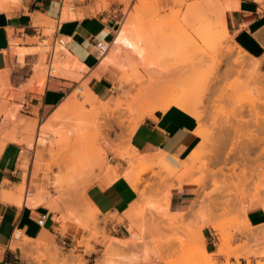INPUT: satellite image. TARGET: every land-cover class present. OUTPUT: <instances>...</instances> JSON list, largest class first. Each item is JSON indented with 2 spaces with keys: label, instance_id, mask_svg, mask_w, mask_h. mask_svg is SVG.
I'll list each match as a JSON object with an SVG mask.
<instances>
[{
  "label": "rangeland",
  "instance_id": "374dc122",
  "mask_svg": "<svg viewBox=\"0 0 264 264\" xmlns=\"http://www.w3.org/2000/svg\"><path fill=\"white\" fill-rule=\"evenodd\" d=\"M227 1L64 0V12L71 13V6L74 8L79 3L81 9H88L92 15L99 12L114 14L111 32L106 31L109 43H112L121 24L128 22L125 23L127 28L138 30V35H146L151 52L145 61L135 56L126 57L127 60L117 57L126 61L123 67L110 66L93 74L99 79L111 69L107 76L109 80L104 79L102 93H98L100 83L97 87L92 85L91 77L87 78L89 70L80 71L76 78H72L77 81V86L51 117L38 110L28 112L23 104L27 102L28 94L39 92L35 90L36 83H41L44 88L46 86L52 43L34 50L36 61L25 63L19 58L15 65L0 72L8 74L5 83L0 85L3 88H0V93L4 91L0 94V115L2 111L17 109L14 111L18 116L5 123L0 116V132H3V137H13L5 139L7 144L16 142L32 156L34 168L30 180L26 181H30V190L40 192L44 198L42 204L55 214H61V218L56 217V220L63 221V232L66 230L65 211L70 209L71 204L78 207V224L83 229L77 247H72L69 241L64 247L61 241L55 239L36 245L18 230L21 238L17 240L27 250L25 255L26 259L30 258L29 264H207L208 261L211 264H264V247L259 243L252 247H247L246 242L235 243L239 236L254 232L244 218L246 205L243 202L250 204L258 201L264 207V125L263 128L261 124L255 125V113L250 112L252 102L259 107L261 117L264 116V107L257 101L264 95V57L256 58L262 61L260 81L248 78L247 71L237 70L232 63L239 55L249 61L252 59L238 47L230 34L226 36L223 28L216 24L215 11ZM201 4L209 6L207 21L201 17L204 23L198 21L200 16H206L202 13ZM120 5L123 6L121 11L118 9ZM197 7L201 13H198ZM195 15L197 21L194 20ZM79 17H83L81 11ZM57 24L58 21H53L51 25L55 28ZM206 25L212 27L213 34L209 35L210 27ZM202 31L208 32V37L201 38ZM101 44L100 65L107 55L102 52ZM59 48L57 44L53 77L61 76L58 69L60 61L63 62L67 56ZM39 64H42L44 78L34 82L35 68ZM80 87L83 92L79 91ZM147 92L148 97L154 94L167 97L171 104L187 94L190 103L186 101L185 106L181 104L178 108L199 118L198 121L203 117L198 122L197 131L204 130L208 134L202 138L196 158L192 162L187 160L189 163L186 161L188 168L183 163L165 166L148 161L131 165L135 175L142 177L140 188L144 190L145 197L137 212L138 234L125 239L126 245H123L102 231L101 220L94 209L92 211L88 207L84 194L90 184L100 181L110 170L109 163L120 160L128 166L129 162L123 155L129 150L130 137L139 123L137 114L143 106L146 107L144 96ZM151 101L150 108L154 110L151 113L160 111L162 103L159 99ZM66 103L68 109H64ZM21 120L33 125L25 130L20 127ZM47 120L50 127L44 126L39 131V126ZM206 162L209 169L204 167ZM174 179L189 181L199 188L192 207L182 218L169 214L163 206L168 202L169 190L173 188L169 183ZM56 180L60 184L55 185ZM147 191H150L148 196ZM22 192L24 197L25 187ZM190 212L197 215L196 223L186 220ZM199 218L201 226L197 222ZM204 227L219 235L216 247L224 242L222 254H218L217 249L207 254L204 252L203 236H197V232ZM92 241L100 244L102 250L96 251ZM3 251L0 248V260ZM94 252L95 255L90 256ZM220 256L224 259L221 260ZM251 257L255 258L253 263Z\"/></svg>",
  "mask_w": 264,
  "mask_h": 264
},
{
  "label": "crops",
  "instance_id": "0c3cea01",
  "mask_svg": "<svg viewBox=\"0 0 264 264\" xmlns=\"http://www.w3.org/2000/svg\"><path fill=\"white\" fill-rule=\"evenodd\" d=\"M226 4L229 5L225 12L226 27L234 42L249 56L264 57V0H228ZM81 8L79 3L74 8L71 6L74 17L62 22L64 0H0V72L15 65L19 58L24 59L25 63L36 61L34 50L59 39L71 54L72 63H76L75 73L83 72L85 68L89 70L87 78L91 77L92 85L97 86L99 82L101 90L98 93H102L105 88L104 79H108L111 69L105 71L99 79L94 78L93 74L110 66L118 67L108 62L107 56L100 65L99 53V44L108 41L106 31L111 32L115 15L103 12L92 15L88 9ZM118 9L121 11L123 6L120 5ZM80 11L83 17H79ZM53 21H58L55 28L51 25ZM37 71H44L42 64L35 68V74ZM61 77H48L45 88L41 83H36L35 90L39 92L28 94L23 107L28 112L38 110L51 117L77 86L76 80ZM42 88L44 91L40 93ZM46 122L42 124L45 123L43 126L49 128L50 125ZM41 125L39 131L43 127ZM198 125V120L192 114L172 106L164 112L157 111L144 118L131 135L129 144L136 151L134 154L144 157L148 162L157 159L186 161L201 142L196 135ZM109 165L111 168L102 179L86 188L84 199L92 211L93 208L97 210L94 211L101 220L100 227L107 236L118 240L129 239L133 234H138L136 214L145 194L142 199L134 189L138 175H135L129 163L127 166L118 160ZM33 166L34 160L29 151H25L16 142L6 143L0 151V248L4 250L0 264H29L30 258H23L21 246L10 247L11 241L15 240H12L15 230L23 231L24 236L33 240L36 245L55 239L59 242L69 241L72 247H77V241L83 234V229L78 224V207L73 204L65 211L66 230L63 232V221L56 220V217L61 218L60 213L55 214L42 203L33 206L27 204L26 195L20 199L19 188L24 186L26 190L30 189V181H26L32 176ZM54 183L58 185L60 181L56 180ZM169 185L173 188L169 190L168 202L163 206H166L169 214L182 218L192 207L199 188L194 183L180 182L179 179L172 180ZM4 192L6 196L10 192L6 199L1 196ZM33 193L43 198L40 192L33 190ZM149 193L147 191V196ZM243 203L246 205L244 218L248 225L245 219L244 222L254 232L239 236L235 243L246 242L247 247L259 243L264 247V207L258 201ZM132 206H135L136 213L131 211ZM42 213H47L48 217L46 223L40 226L37 220ZM196 219L197 215L192 212L186 217V220H193L195 223ZM197 222L201 226L200 218ZM197 236H203L207 252L216 251L219 235L214 230L204 227L197 232ZM91 244L96 251L103 248L94 241ZM91 255H95V252ZM219 258L224 259L222 256ZM242 259L246 263L245 258ZM254 260L251 257V263Z\"/></svg>",
  "mask_w": 264,
  "mask_h": 264
},
{
  "label": "bare ground",
  "instance_id": "6f19581e",
  "mask_svg": "<svg viewBox=\"0 0 264 264\" xmlns=\"http://www.w3.org/2000/svg\"><path fill=\"white\" fill-rule=\"evenodd\" d=\"M66 1H70V0H66ZM198 6V5H197ZM201 7V9H202V11H201V9L199 8V7H197V9L200 11H198V13H205V15H206V13H207V11L209 10V6H208V4L207 5H205V4H201L200 5ZM208 8V9H207ZM229 8V5L228 4H225L223 7H221V8H219V9H217L216 11H215V17H216V24H218L219 26H221L222 28H223V30L225 31V34H226V36H228L229 35V32H228V29H227V27H226V22H225V12H226V10ZM194 8H192V10H193ZM191 11V10H190ZM193 12H194V10L192 11V14H191V16L193 15ZM74 14H72V13H70V12H68L67 10L64 12L63 11V13H62V15H61V21L63 22V21H65V20H68V19H72L74 16H73ZM201 15V14H200ZM194 16V15H193ZM192 16V17H193ZM44 17V16H43ZM201 17H204V18H202V19H204L205 21H207V15L206 16H200L199 18V20L198 21H202V23H204L203 22V20L201 19ZM196 19V21H197V19H198V17L195 15V17H194V20ZM126 24L128 23V22H125ZM125 23H123V24H121V26L118 28V30H117V32H116V35H115V37L113 38V41H112V43H109V41H105V42H103L100 46L102 47V52H104V53H107V61L108 62H111L112 64H115V65H117L119 68H121V67H123L124 66V61H123V59H121V58H126V57H129V59L130 58H134V56L136 57V58H140L141 60H144L145 61V58L148 56V54H150V50H149V42H147L148 41V38L146 37V35H138L137 34V31H135L136 29H134V30H131V28L129 29V28H127L126 26L127 25H125ZM198 23V22H197ZM129 24V23H128ZM207 24V23H206ZM209 24H210V22H209ZM208 24V25H209ZM212 24H214V23H212ZM199 25V24H198ZM208 25H206V26H208ZM201 26V25H200ZM212 26V25H211ZM199 27V26H198ZM208 27H210V26H208ZM134 27H132V29H133ZM212 27H210V32H209V30H208V32H209V35L210 34H213L214 32H212L213 30L211 29ZM215 28V27H214ZM198 29H200V27L198 28ZM216 30V29H215ZM201 31V30H200ZM200 31H198V32H200ZM207 31V30H206ZM206 31H202V34H200V37L201 38H204L206 35H207V33L208 32H206ZM140 34V33H139ZM198 34V35H199ZM202 35V36H201ZM207 37H208V35H207ZM206 37V38H207ZM216 37V36H215ZM211 38H213L212 36H211ZM208 39V38H207ZM216 39V38H215ZM205 40V39H204ZM214 40V39H213ZM207 41V40H206ZM64 43L62 42V43H59V45H60V48H59V51H65V53L67 54V56H66V59H63V62H62V60L60 61V62H58V63H60V67L58 68L59 70H60V75L61 76H64V77H70V78H76L77 77V75L78 74H76L75 73V71H74V67H76V63H72V56H71V54H69V52L65 49V45H63ZM150 44H151V42H150ZM152 46V45H151ZM226 47V46H225ZM232 47V46H231ZM151 49V48H150ZM236 49V48H235ZM56 50V49H55ZM149 52V53H148ZM224 52V51H223ZM226 52V51H225ZM228 53H231V52H228ZM228 53H226V54H228ZM109 54H112V55H109ZM231 55V54H230ZM57 56V53H56V51H55V56H54V59H55V57ZM61 56H63V55H61ZM132 56V57H131ZM117 57H121L120 59H118ZM128 58H126V60H127ZM251 59H252V61H249V60H247L246 59V57H244L243 55H239V56H236V57H234V62H232V63H234L235 64V66H236V69L237 70H240L241 72H246L247 71V77L248 76H250L251 78H254L256 81H260V80H262L261 79V72H260V67H261V64H262V61H260V60H258V59H256V58H253V57H251ZM250 59V60H251ZM126 62V61H125ZM126 65V64H125ZM56 66H57V63H56ZM239 69H238V68ZM121 70V69H120ZM245 70V71H244ZM54 71H55V69H54ZM239 71V72H240ZM55 73V72H54ZM242 74V73H241ZM53 75V74H52ZM48 76V75H47ZM55 76V75H54ZM61 76H58V77H61ZM49 77H50V74H49ZM44 78V71H37V73L35 74V76L33 77V79L32 80H34V82L35 81H40V80H42ZM249 78V77H248ZM6 79H7V75L6 74H0V85H3V83H5V81H6ZM264 80V79H263ZM33 82V81H32ZM0 88H2V86H0ZM7 89V88H6ZM85 89V88H84ZM2 90H3V88H2ZM8 90V89H7ZM148 90V89H147ZM260 90V89H259ZM258 90V91H259ZM79 91H82L83 92V90L81 89V87L79 88ZM149 92V91H148ZM148 92L145 94L146 96H144L145 97V100H146V103H145V105H146V107L145 106H143V109H141V111L137 114V119H138V122L139 123H137V127H138V125L143 121V119L144 118H146L147 116H149V115H151V114H153V113H151V112H153L154 110L152 109V108H150V107H152V104H151V100H153V99H159V101H160V103H162V107H161V109H160V111H165V110H167L168 108H170V107H172V106H176V105H178V106H176V107H179V105H181L182 104V106L184 105L185 106V104H187V102L188 103H190L189 101H187V99H188V97L186 96L187 94H183L184 96H186V97H182V98H177V100L173 103L172 101V104L170 103V101L168 100V98L167 97H165V98H167V99H165V98H162V97H159L158 95H156V94H154V96H151V97H148ZM2 93H4V91L2 92ZM2 93H0V94H2ZM80 93V95L82 94L81 92H79ZM84 94V93H83ZM85 95V94H84ZM178 96V94H176L175 95V97H177ZM182 96V95H181ZM82 97V96H81ZM88 97H90V96H88ZM147 97V98H146ZM168 97H170V96H168ZM175 97H173V95H172V99H174ZM190 97V96H189ZM86 98V97H85ZM141 98V97H140ZM74 99V98H73ZM77 99V98H76ZM92 100V99H91ZM165 100L167 101V102H169V103H166L165 102ZM71 101V100H70ZM70 101H68L69 103H71ZM73 101V100H72ZM187 101V102H186ZM191 101H193V100H191ZM258 101V104H260L261 106H263L264 107V95L262 96V98H260V99H258L257 100ZM174 104V105H173ZM192 104V103H191ZM151 105V106H150ZM199 105V103L197 104V106ZM68 103H66L65 105H64V109H68ZM189 106V104L187 105V107ZM158 107H159V105H158ZM186 107V108H187ZM199 107L200 106H198V109H199ZM251 108L250 109H252V110H250V112L251 111H253L252 113L254 114L255 113V117H256V119H255V125H260L261 127L264 125V116L263 117H261V113H260V111L258 110V106H256L255 104H253L252 102H251V106H250ZM70 108V107H69ZM145 108H147V110L145 109ZM150 108V109H149ZM196 108V107H195ZM194 108V110L196 111L197 109H195ZM189 109H190V107H189ZM193 109V108H192ZM15 109H13V110H9V111H7V112H1V117H2V123H5L6 121H11L12 119H14L16 116H17V112H15L14 111ZM193 110V111H194ZM191 113H193L192 111H190ZM196 112H200V110H198V111H196ZM195 112V113H196ZM150 113V114H149ZM76 114V113H75ZM197 114H200V113H197ZM200 117H202L201 116V114L199 115ZM18 117V116H17ZM93 117V116H92ZM78 118V117H77ZM203 118V117H202ZM202 118H200V121H201V119ZM87 119V118H86ZM198 120H199V118H197ZM15 121V120H14ZM22 121V120H21ZM25 120H23L22 121V123L21 122H19L20 123V127L21 128H23V129H29L30 127H31V125H33V124H31L30 122H24ZM94 121V120H93ZM200 121H198V122H200ZM247 121V120H246ZM46 122V121H45ZM244 123V122H243ZM46 124H47V122H46ZM43 125H45V123L44 124H42L41 125V127L43 126ZM65 126V125H64ZM33 127V126H32ZM44 127V126H43ZM137 127H135V128H137ZM260 127V128H261ZM264 127V126H263ZM262 127V128H263ZM47 128V127H46ZM134 128V130H136ZM45 129V128H44ZM133 130V131H134ZM264 130V129H263ZM1 131V130H0ZM70 132V131H69ZM207 132V131H206ZM212 133V132H211ZM3 132H0V151L2 150V148L6 145V140L5 139H7L8 137H6V138H4L3 137ZM133 134V133H132ZM206 134H208V133H205V131L203 130V131H200V132H198L197 130H196V135H198V140H200V141H202V138H204L205 136H206ZM9 139V138H8ZM7 139V140H8ZM10 139H13V137L12 138H10ZM9 139V140H10ZM5 140V141H4ZM207 140H208V138H207ZM22 142V141H21ZM38 142V141H37ZM30 144V143H29ZM201 144H199L198 145V147L200 146ZM211 145H212V143H211ZM32 147V146H31ZM197 147V148H198ZM218 147V146H217ZM197 148L196 149H194L192 152H191V154L189 155V157L187 158V160H191V162L196 158V156H195V154H196V151H197ZM136 151L132 148V146H129V150L127 151V152H125L126 154H122L123 155V157L127 160V162H129V164H130V166L132 165L133 166V164H135V163H144V162H147V160H145V158L144 157H140V159H137V154H134ZM198 152V151H197ZM211 153V152H210ZM128 155V156H127ZM137 156V157H136ZM147 159V158H146ZM210 159V158H209ZM215 159V158H214ZM159 159H157V160H155L154 162H157ZM186 160V161H187ZM186 161H179V160H175L174 162L171 160H163V161H158V163H160V164H165V166H170L171 164H172V162H173V166H178L179 164H182L183 163V165H185L186 166ZM102 162V161H101ZM152 162V161H151ZM188 162V161H187ZM148 163V162H147ZM189 163V162H188ZM194 163V162H193ZM102 163H100V165H101ZM208 162H206V165H204V167L206 166V168H208L209 169V167H208ZM212 164V163H211ZM145 165V164H144ZM159 165V164H158ZM105 166V165H104ZM131 166V167H132ZM149 166V165H148ZM184 166V167H185ZM234 166L236 167V164H234ZM161 167H163V166H161ZM196 167V166H195ZM234 167V168H235ZM109 168V167H108ZM186 168H188L187 166H186ZM193 169V168H192ZM104 170V169H103ZM109 170V169H108ZM206 170V169H205ZM210 171V170H209ZM220 171L222 172V168L220 169ZM219 171V172H220ZM242 173H243V177H245V175H246V171H245V169H243L242 170ZM128 174V173H127ZM142 174V173H141ZM143 175V174H142ZM188 178V177H187ZM238 178V177H237ZM240 178V177H239ZM245 179V178H244ZM142 180V177L141 176H138V180L136 181V183L134 184V189H136V191H138V193L140 194L139 196L142 198L143 196H144V192H143V190L140 188V181ZM189 182V181H188ZM58 183V182H57ZM29 187H31V186H29ZM23 189H24V186L23 187H21V188H19V192H20V199L22 200L23 199V196H22V193H24V192H22L23 191ZM25 189H26V187H25ZM9 193L10 192H8L7 194L9 195ZM12 193V192H11ZM7 195V196H8ZM37 195H39V194H37ZM36 194H34L30 189H27L26 190V203L27 204H32V206L33 205H36V204H39V203H43V198H41V196H37ZM2 198H4V199H6L7 198V196H6V192H4L2 195ZM170 198V197H169ZM1 199V198H0ZM143 199V198H142ZM8 200V199H7ZM48 201H49V199H48ZM167 201V200H166ZM22 202V201H21ZM46 204V203H45ZM136 206V205H135ZM135 206H132V209H131V211H133L134 213H136V209H135ZM200 206V205H199ZM166 207V206H165ZM168 207V206H167ZM136 208H138L137 206H136ZM94 209V208H93ZM96 212H97V210L96 209H94ZM137 215V214H136ZM178 220V219H177ZM179 223V222H178ZM205 224V223H204ZM207 224V223H206ZM205 224V225H206ZM198 229V228H197ZM20 236H21V232L20 231H18V230H15L14 231V233H13V237H12V240H13V238L15 239V240H13V241H11V243H10V247L11 248H16V247H18V246H21L22 247V251H23V258L24 259H26V255H25V252L27 251L25 248H24V245H23V243H21L19 240H17V239H19L20 238ZM222 239V238H221ZM223 239H225V238H223ZM115 240H117V242H121L123 245H126V243H125V239L124 240H118V239H115ZM224 241V240H223ZM122 244H120L121 246H123ZM201 245V244H200ZM27 248V247H26ZM113 248V247H112ZM112 250V249H111ZM21 251V252H22ZM109 251H110V249H109ZM223 251H224V242H221L219 245H218V247H217V253L218 254H222L223 253ZM202 252V251H201ZM204 252L207 254L208 252H207V250L206 249H204ZM26 253H28V252H26ZM108 254V253H107ZM104 262V261H103ZM207 264H211V262H207Z\"/></svg>",
  "mask_w": 264,
  "mask_h": 264
},
{
  "label": "built area",
  "instance_id": "2783aa9c",
  "mask_svg": "<svg viewBox=\"0 0 264 264\" xmlns=\"http://www.w3.org/2000/svg\"><path fill=\"white\" fill-rule=\"evenodd\" d=\"M62 43V40H55L54 43L52 44V48L49 54V58H48V74H50V77L52 76V73L54 72V56H55V49L57 47V44ZM48 214L47 213H42L40 214V217L37 220L38 225L43 226L46 223ZM63 246L65 247L67 245L66 241L62 242Z\"/></svg>",
  "mask_w": 264,
  "mask_h": 264
}]
</instances>
